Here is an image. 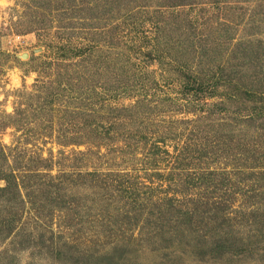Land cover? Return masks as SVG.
<instances>
[{
	"label": "rangeland",
	"instance_id": "rangeland-1",
	"mask_svg": "<svg viewBox=\"0 0 264 264\" xmlns=\"http://www.w3.org/2000/svg\"><path fill=\"white\" fill-rule=\"evenodd\" d=\"M0 264H264V0H0Z\"/></svg>",
	"mask_w": 264,
	"mask_h": 264
},
{
	"label": "trees",
	"instance_id": "trees-1",
	"mask_svg": "<svg viewBox=\"0 0 264 264\" xmlns=\"http://www.w3.org/2000/svg\"><path fill=\"white\" fill-rule=\"evenodd\" d=\"M6 179V178H5ZM2 188V187H1ZM2 189H4V188H2Z\"/></svg>",
	"mask_w": 264,
	"mask_h": 264
}]
</instances>
